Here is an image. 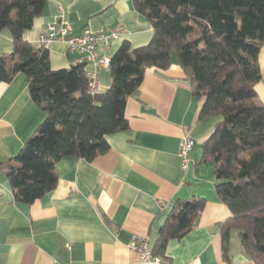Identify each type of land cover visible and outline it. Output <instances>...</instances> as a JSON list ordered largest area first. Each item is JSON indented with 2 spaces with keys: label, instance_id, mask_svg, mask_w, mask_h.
Returning a JSON list of instances; mask_svg holds the SVG:
<instances>
[{
  "label": "crops",
  "instance_id": "crops-1",
  "mask_svg": "<svg viewBox=\"0 0 264 264\" xmlns=\"http://www.w3.org/2000/svg\"><path fill=\"white\" fill-rule=\"evenodd\" d=\"M68 22L76 35L85 30L106 33L123 25L125 33L100 56L110 59L124 41L133 47L153 37L151 23L133 0H49L25 40L38 48L48 25ZM53 70L80 64L84 57L70 52L63 41L48 47ZM13 52L11 32H0V57ZM176 57V56H175ZM174 57L167 70L149 68L139 91L127 101L129 129L108 137L107 154L89 162L66 157L57 165L55 190L33 204L15 201L9 179L0 174V264H142L129 247L134 237H159L167 214L178 200L206 201L194 228L171 240L170 264H255L240 240L230 241L229 259L223 255L221 226L231 212L216 193L215 164L202 163V144L220 117L200 120L202 101L193 96L189 78ZM262 78L256 85L264 105V47L259 54ZM96 72L105 93L112 85L110 68L87 64ZM32 100L26 76L0 83V161L18 155L46 118ZM195 141L185 172L179 157L183 136ZM169 204L165 211L160 202Z\"/></svg>",
  "mask_w": 264,
  "mask_h": 264
},
{
  "label": "trees",
  "instance_id": "trees-1",
  "mask_svg": "<svg viewBox=\"0 0 264 264\" xmlns=\"http://www.w3.org/2000/svg\"><path fill=\"white\" fill-rule=\"evenodd\" d=\"M49 0H0V32L8 29L13 52L0 57V83L24 74L33 102L46 118L18 155L0 161V174L16 202L33 204L57 187V163L66 157L89 162L107 154L108 137L129 129L128 99L149 68L167 70L176 56L202 101L199 119L220 117L202 144V163L215 164L216 193L231 217L221 226L223 255L234 235L255 264H264V105L256 85L262 74L264 0H133L153 27L152 40L124 41L111 58L112 85L91 96L87 63L53 70L47 48L24 34ZM201 198L178 200L153 246L166 259L171 240L194 228L205 207Z\"/></svg>",
  "mask_w": 264,
  "mask_h": 264
},
{
  "label": "built area",
  "instance_id": "built-area-1",
  "mask_svg": "<svg viewBox=\"0 0 264 264\" xmlns=\"http://www.w3.org/2000/svg\"><path fill=\"white\" fill-rule=\"evenodd\" d=\"M125 33L123 25H118L106 33H93L85 30L82 34L76 35L73 26L68 22H57L47 26L45 32L39 38V47L47 48L55 41H63L67 44L70 52L80 54L84 57L81 63L94 64L100 68H110L111 59L108 56H100L98 48L100 45L110 49L112 43ZM89 84L87 92L91 96L103 94L96 72L88 73ZM195 147V141L190 135L182 137L180 142L179 157L181 168L187 171L191 162V152ZM169 204L161 201L162 211L168 208ZM129 247L136 252L142 264H170L164 258L155 255L149 238L134 237Z\"/></svg>",
  "mask_w": 264,
  "mask_h": 264
},
{
  "label": "rangeland",
  "instance_id": "rangeland-1",
  "mask_svg": "<svg viewBox=\"0 0 264 264\" xmlns=\"http://www.w3.org/2000/svg\"><path fill=\"white\" fill-rule=\"evenodd\" d=\"M176 58V57H175ZM238 238V237H237Z\"/></svg>",
  "mask_w": 264,
  "mask_h": 264
}]
</instances>
